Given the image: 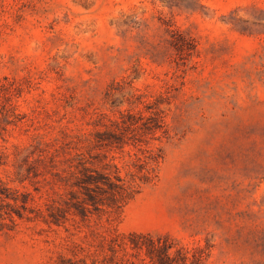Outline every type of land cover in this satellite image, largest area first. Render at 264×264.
<instances>
[{"label":"rangeland","instance_id":"rangeland-1","mask_svg":"<svg viewBox=\"0 0 264 264\" xmlns=\"http://www.w3.org/2000/svg\"><path fill=\"white\" fill-rule=\"evenodd\" d=\"M104 131L119 143L92 149ZM88 149L137 192L58 224L24 211L68 197L63 161ZM0 187L19 193L0 198V264H148L110 249L131 233L186 264H264V0H0Z\"/></svg>","mask_w":264,"mask_h":264},{"label":"trees","instance_id":"trees-1","mask_svg":"<svg viewBox=\"0 0 264 264\" xmlns=\"http://www.w3.org/2000/svg\"><path fill=\"white\" fill-rule=\"evenodd\" d=\"M123 116V115H122ZM153 130L162 129V116L156 112L152 118ZM115 124L119 122L113 121ZM92 149H101L106 146L119 143V136L114 132H97L93 141ZM79 148V147H78ZM91 149V150H92ZM91 150L76 151L69 153V156L64 159L65 167L63 171L67 174L60 176V185L67 189L69 194L65 197L63 193H56L57 197H49L45 206L46 214H44L43 205H37L35 208H28L26 206L27 200H21V207L26 211L27 209L37 216H42L45 221L58 224L61 219L66 218L67 213L72 212L82 218H86L92 214H101L119 208L123 202L130 199L136 192L138 183L135 180L127 182L120 174L119 167L114 163L104 162V154L97 152L91 153ZM152 163H156L158 154L153 153L149 157ZM101 162L102 167L96 166ZM139 168L141 173V181L147 182L150 180L154 170L153 167L145 168V172ZM4 188L0 187V198L12 199L14 202L18 201L19 193L4 192ZM2 195V196H1ZM24 195V194H23ZM9 204V202L7 203ZM65 205V206H64ZM19 217H26L31 219V216L25 215L24 212L16 210ZM125 243V242H123ZM115 245L130 247L136 254L143 253L144 258L148 259V264H186L189 260V250L184 246L176 244L171 238L167 236H158L153 238L149 235L131 233L129 236V244H110V249L113 251ZM202 258L200 250L192 253L191 263L196 264ZM61 264H86L84 261H75L72 259H61ZM125 261L131 264H137L128 258H122V264Z\"/></svg>","mask_w":264,"mask_h":264}]
</instances>
